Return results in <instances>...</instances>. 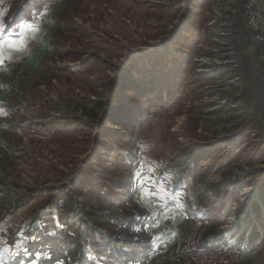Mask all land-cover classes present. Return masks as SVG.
I'll list each match as a JSON object with an SVG mask.
<instances>
[{"label": "rangeland", "instance_id": "obj_1", "mask_svg": "<svg viewBox=\"0 0 264 264\" xmlns=\"http://www.w3.org/2000/svg\"><path fill=\"white\" fill-rule=\"evenodd\" d=\"M12 3L6 36L49 8L55 23L32 68L15 63L9 76L22 138L10 142L0 120V186L25 201L0 227L19 237L0 264H162L148 257L175 242L161 222L185 193L264 264V49L249 39L244 0ZM141 150L169 157L173 178L136 172ZM159 185L182 195L147 199L152 215L137 196Z\"/></svg>", "mask_w": 264, "mask_h": 264}, {"label": "crops", "instance_id": "obj_2", "mask_svg": "<svg viewBox=\"0 0 264 264\" xmlns=\"http://www.w3.org/2000/svg\"><path fill=\"white\" fill-rule=\"evenodd\" d=\"M12 1L10 0L11 3V9L8 12V15L5 17V27L0 30V40L4 39L6 37V35H8V32L10 29H15V28H10L9 26V22L12 20ZM15 22H17L15 24V26H17L18 22L21 21H17L15 20ZM43 39V38H41ZM40 39V40H41ZM39 44H32L31 45V51L30 54L25 56L20 62L16 63H22L21 65H26V67H31L32 64H35V62L37 60H33V58L31 57V55L34 54L35 50L37 51V53L41 50V48ZM15 63H11L9 64L7 62V60L5 59V57L3 55H0V120H2L3 123V128H2V133L6 136V138L10 139V142H14L15 140L19 141L22 138L21 133L18 131V128L21 127L22 125V121L20 119H18L19 117V111L20 109L18 108V106H14L11 102L14 100V98L12 97L11 94V90L9 85L11 84V81L9 76L12 74V69L15 68L16 65H14ZM32 68V67H31ZM33 70V69H30ZM18 110V111H17ZM31 124V122L29 123ZM12 127H14V129H12ZM15 132V133H14ZM150 142V137H140L138 138V144H139V149L140 147H145L147 142ZM145 151L146 150H141L139 151V153L137 154V161H136V172H138V170L140 171V173H145V167L147 166H151L152 170H157V171H166L169 173L168 167H171V163L169 160V157L167 158L166 156H164L163 153H158L155 157H148L145 156ZM145 153V154H143ZM18 158V156H17ZM141 173V174H142ZM149 174V173H148ZM137 175V174H136ZM153 175V174H151ZM6 176L0 175V183L2 182V180L5 179ZM169 177L173 178L172 174L169 173ZM144 184V183H143ZM146 185V184H145ZM148 185V184H147ZM261 185V184H259ZM152 186H150L151 188ZM149 187L148 188H144L142 187V189H146L149 193H155L156 195H148L146 197V199L149 198H155V197H159L161 198V200H163V198L165 197H174L176 195H182L181 193H171L169 189L165 188L162 185L156 186L154 187L155 189L151 190ZM141 190V188H139ZM8 190L9 193L11 195H9V197H5L4 199H1L0 202V227L2 226V221H11V223L14 221L15 223L18 221L15 218H12V214L16 211V209H14L17 204L24 202L25 200L23 199V197H19L15 195V192L13 189H10V187L6 186L5 188H2L0 186V192L2 191H6ZM13 190V191H12ZM139 190V192H140ZM20 193V192H18ZM178 193V194H177ZM204 197V196H203ZM22 198V199H21ZM179 199H182L183 202H181L184 206L182 212L175 208V207H171V209H173V211H169L167 214H165V216L162 219L163 223V229L165 228V230H161V232H166L169 233L170 238H175V242H173V244H170L169 246L163 247L158 249V250H153L150 252V255L148 257V261H150V263L153 261V259L156 256H160L164 253H166L167 251L171 250L176 243L180 240V238H184V236L186 235V233L189 230V220H187V216L190 217H202L205 215H213L212 217H214V210L208 209L207 207H203V206H199L198 203L199 201L196 200L195 197H193L191 194L185 193L183 198L179 197ZM207 199V198H206ZM170 201H175V199ZM264 202V201H263ZM211 212H213L212 214H210ZM18 214V211L16 212ZM14 216H16L14 214ZM18 217V216H16ZM13 220V221H12ZM20 224V222H18V225ZM237 225V224H236ZM235 226V225H234ZM233 225L231 227H229L228 230L223 229L221 233V231H217V229L214 230V227L212 226L211 229L209 230L205 241L207 242L206 244H214V242H216L217 240H219L220 242H225V237L227 236V234L232 233L234 229H237L236 227H234ZM0 231V257H5L7 256V258L9 256H11L10 253H13V251H15V243L17 241V239L19 237H16L15 233H12V236L10 235V239L7 237L8 232H6L5 227H2ZM158 230V228H157ZM217 231V232H216ZM159 232H154L153 235L158 236ZM4 234L5 236L1 237V234ZM2 234V235H3ZM233 235V234H232ZM7 244V245H6ZM167 245V244H166ZM7 254V255H6ZM245 264H249V259L248 256H246V263Z\"/></svg>", "mask_w": 264, "mask_h": 264}, {"label": "built area", "instance_id": "obj_3", "mask_svg": "<svg viewBox=\"0 0 264 264\" xmlns=\"http://www.w3.org/2000/svg\"><path fill=\"white\" fill-rule=\"evenodd\" d=\"M219 2L220 0H213ZM243 18L252 43L264 49V0H244ZM6 223V221H2ZM1 225V223H0ZM206 217L195 218L188 232L171 250L155 257L162 264H245L246 254L230 242L206 244L211 229Z\"/></svg>", "mask_w": 264, "mask_h": 264}, {"label": "clouds", "instance_id": "obj_4", "mask_svg": "<svg viewBox=\"0 0 264 264\" xmlns=\"http://www.w3.org/2000/svg\"><path fill=\"white\" fill-rule=\"evenodd\" d=\"M10 9V0H0V30L5 27V17ZM54 23L55 20L50 8L47 12H42L32 17L29 21L18 22L16 26L18 35L6 36L0 40V55H3L9 64L20 62L25 56L30 54L31 45L42 38L43 33L46 31L45 25ZM236 175H243V173L238 172ZM148 195L154 196L156 194L149 193L146 189H141L137 196V203L146 212L155 215L157 209L146 199ZM176 207L179 209L180 205L178 204ZM168 211H173V209H168Z\"/></svg>", "mask_w": 264, "mask_h": 264}, {"label": "trees", "instance_id": "obj_5", "mask_svg": "<svg viewBox=\"0 0 264 264\" xmlns=\"http://www.w3.org/2000/svg\"><path fill=\"white\" fill-rule=\"evenodd\" d=\"M122 76L119 74L115 79H114V82H113V91L116 90V85H117V82L119 81V85L121 84L120 82L122 81ZM116 93V91L114 92ZM139 153V152H138ZM136 185H139V181L136 183Z\"/></svg>", "mask_w": 264, "mask_h": 264}, {"label": "bare ground", "instance_id": "obj_6", "mask_svg": "<svg viewBox=\"0 0 264 264\" xmlns=\"http://www.w3.org/2000/svg\"><path fill=\"white\" fill-rule=\"evenodd\" d=\"M251 193H254V191H253V190H250V191L248 192L249 195H252Z\"/></svg>", "mask_w": 264, "mask_h": 264}, {"label": "water", "instance_id": "obj_7", "mask_svg": "<svg viewBox=\"0 0 264 264\" xmlns=\"http://www.w3.org/2000/svg\"><path fill=\"white\" fill-rule=\"evenodd\" d=\"M256 189V188H255Z\"/></svg>", "mask_w": 264, "mask_h": 264}]
</instances>
